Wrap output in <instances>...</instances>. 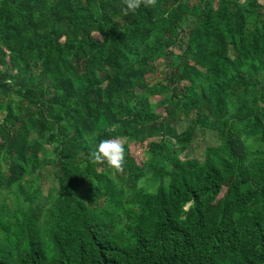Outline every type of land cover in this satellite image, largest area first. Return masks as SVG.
Masks as SVG:
<instances>
[{"label": "trees", "instance_id": "obj_1", "mask_svg": "<svg viewBox=\"0 0 264 264\" xmlns=\"http://www.w3.org/2000/svg\"><path fill=\"white\" fill-rule=\"evenodd\" d=\"M124 7L0 0V264H264V0Z\"/></svg>", "mask_w": 264, "mask_h": 264}, {"label": "clouds", "instance_id": "obj_2", "mask_svg": "<svg viewBox=\"0 0 264 264\" xmlns=\"http://www.w3.org/2000/svg\"><path fill=\"white\" fill-rule=\"evenodd\" d=\"M125 7L122 9L124 15L135 12L143 4L144 7L156 5V0H123ZM88 159L93 164H107L108 167L117 172L124 170L125 146L119 137L100 140L96 148L92 150Z\"/></svg>", "mask_w": 264, "mask_h": 264}, {"label": "rangeland", "instance_id": "obj_3", "mask_svg": "<svg viewBox=\"0 0 264 264\" xmlns=\"http://www.w3.org/2000/svg\"><path fill=\"white\" fill-rule=\"evenodd\" d=\"M159 111V109H155ZM188 124H184L183 127H187ZM195 147L191 148L184 156V158H193V159H198L200 161H203L205 150L208 147H215L218 145V140L214 135H211L209 133H203L199 135L197 141L195 142ZM145 148V145H136L133 143L129 144V150L132 155H142V152ZM55 184V183H54ZM53 181L50 179L48 182L44 181L42 182L41 186V193L43 197L47 195L48 190L50 187H53Z\"/></svg>", "mask_w": 264, "mask_h": 264}]
</instances>
